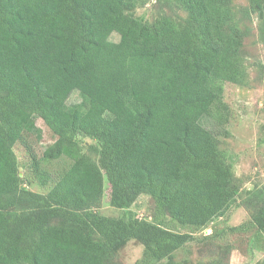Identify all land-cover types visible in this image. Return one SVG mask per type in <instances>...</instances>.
I'll return each instance as SVG.
<instances>
[{"label": "trees", "instance_id": "obj_1", "mask_svg": "<svg viewBox=\"0 0 264 264\" xmlns=\"http://www.w3.org/2000/svg\"><path fill=\"white\" fill-rule=\"evenodd\" d=\"M158 1L171 18L136 16L145 0H0V264H119L132 240L134 264H186L175 254L193 236L176 228L203 230L235 203L250 212L235 229L264 238V184L242 189L218 138L246 41L264 47V0ZM38 118L56 138L41 157L27 148L45 194L14 152L26 134L41 140ZM59 160L53 179L41 164ZM106 191L118 217L97 211ZM141 194L150 220L131 210Z\"/></svg>", "mask_w": 264, "mask_h": 264}, {"label": "rangeland", "instance_id": "obj_2", "mask_svg": "<svg viewBox=\"0 0 264 264\" xmlns=\"http://www.w3.org/2000/svg\"><path fill=\"white\" fill-rule=\"evenodd\" d=\"M238 6H246V0H235ZM145 4L136 10V16L152 20L161 16L171 18L173 10L160 6L157 0H145ZM252 36L245 44V63L247 79L243 85L226 83L224 86V101L228 106L230 118L227 125L228 135L220 136V147L230 154L234 172L239 179L242 189H251L255 185L264 184V47L257 43ZM112 41H117L114 34ZM82 96L72 91L68 103L78 105ZM36 126L42 131L40 141L33 134H26L25 145L15 144L14 152L18 161L24 167L21 176L30 180L28 188L36 193L45 194L52 182L41 187L34 180L30 157L27 148L38 157L43 150L55 141L51 130L38 118ZM82 144H92L89 138H83ZM27 145V146H26ZM64 161V160H63ZM45 163V162H44ZM42 163V169L50 172L53 179L56 174L67 167L65 161H53L50 165ZM52 179V180H53ZM102 207L98 213L107 217H118L120 211L108 203L107 191L101 200ZM140 219L150 220L154 214V204L147 194H141L131 207ZM250 220V212L240 204H233L222 218L213 221L207 228L200 230L192 226L176 228L179 232L190 233L193 240L175 254V260L186 264L220 261L221 264H260L264 260V238L254 229L243 227ZM236 230L235 227L241 226ZM218 226V227H217ZM222 229L213 239H206L214 232V228ZM234 228L235 230H233ZM143 247L136 241H129L119 250L115 257L119 264H134L141 258ZM158 264H163L160 262Z\"/></svg>", "mask_w": 264, "mask_h": 264}, {"label": "water", "instance_id": "obj_3", "mask_svg": "<svg viewBox=\"0 0 264 264\" xmlns=\"http://www.w3.org/2000/svg\"><path fill=\"white\" fill-rule=\"evenodd\" d=\"M19 171L21 172L22 171V168L21 167H19ZM21 175V174H20Z\"/></svg>", "mask_w": 264, "mask_h": 264}]
</instances>
